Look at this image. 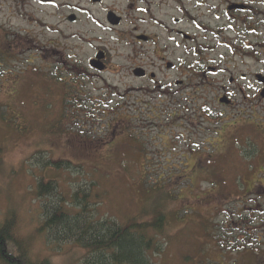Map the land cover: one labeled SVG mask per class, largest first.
<instances>
[{"label":"rangeland","instance_id":"rangeland-1","mask_svg":"<svg viewBox=\"0 0 264 264\" xmlns=\"http://www.w3.org/2000/svg\"><path fill=\"white\" fill-rule=\"evenodd\" d=\"M55 23L65 35L59 29L48 35L34 32L40 33L41 46L55 44L65 66L57 69L56 59L33 60L29 52L9 54L6 60L0 55V222L14 219L27 256L53 264H80L85 257L78 245L45 241L40 230L44 197L37 191L44 180L57 183L55 194L46 199L64 203L95 182L91 206L101 218L124 224L136 217L152 225L161 215L163 230L151 232L160 248L152 252V264L245 260L241 247L231 249L225 242L239 235L235 230L225 234L224 224L232 210L236 228L232 221L246 217L238 214L242 196L263 184L264 140L249 134L239 142L237 127L195 115L206 105L200 102L208 94L203 85L195 93L199 102L176 103L180 94L172 102L135 78L134 61L142 64L146 55L132 56L140 45L128 27L116 40L82 19ZM1 42H8L4 35L0 48ZM100 47L113 69L102 77L88 69ZM241 123L239 130L264 136V117L259 128ZM259 203L264 207V200ZM258 237L264 238V228Z\"/></svg>","mask_w":264,"mask_h":264},{"label":"flooded vegetation","instance_id":"flooded-vegetation-1","mask_svg":"<svg viewBox=\"0 0 264 264\" xmlns=\"http://www.w3.org/2000/svg\"><path fill=\"white\" fill-rule=\"evenodd\" d=\"M55 19L68 25L82 19L116 40L124 36L121 29L128 27V35L140 45L132 56L146 55L142 64L134 61L135 78L172 102L180 94L176 103L199 102L195 93L203 85L208 94H202L206 98L200 102L206 105L203 111L195 110V115L210 116L215 118V124L225 121L228 126L237 127L239 142L249 134L264 140L256 132L239 130L241 120L245 128L252 124L259 128L264 117V0H0V37L4 35L8 41L1 42L0 55L6 60L9 54L14 57L29 52L33 60L56 59L57 69L65 66V56L60 55L55 44L52 49L41 46L40 33L34 32L38 29L48 35L59 29L65 35L66 30ZM104 51L101 47L96 49L89 59L88 69L98 77L113 70L109 54ZM253 65L260 69H241ZM88 69L84 71L90 76ZM72 73H67V77ZM212 101L219 103L211 109L208 105ZM252 193L240 201L243 204L239 207L243 206L238 214L246 217L232 221L234 229L231 210L224 224L225 234L235 230L239 235L225 242L232 244L231 249L235 245L241 247L239 251L246 254L240 256H245V260L237 258L231 264H264V238L258 237L264 228V207L259 203L264 200V177L263 184ZM231 200L232 203L234 198ZM259 245L262 248L256 255ZM214 261L217 262H209Z\"/></svg>","mask_w":264,"mask_h":264},{"label":"trees","instance_id":"trees-1","mask_svg":"<svg viewBox=\"0 0 264 264\" xmlns=\"http://www.w3.org/2000/svg\"><path fill=\"white\" fill-rule=\"evenodd\" d=\"M95 184L76 190L71 201L64 203L46 199L47 194H55L56 182L39 181L37 191L44 197L40 230L45 241H51L54 246L78 245L85 251L80 264H152V252L160 248L151 232L163 230L161 215L152 225L139 222L136 217L124 224L109 216L98 217L97 210L91 206V187ZM19 241L14 219H3L0 222L1 264H53L49 258L32 261Z\"/></svg>","mask_w":264,"mask_h":264},{"label":"bare ground","instance_id":"bare-ground-1","mask_svg":"<svg viewBox=\"0 0 264 264\" xmlns=\"http://www.w3.org/2000/svg\"><path fill=\"white\" fill-rule=\"evenodd\" d=\"M221 102L223 103V102H224V100H221Z\"/></svg>","mask_w":264,"mask_h":264}]
</instances>
